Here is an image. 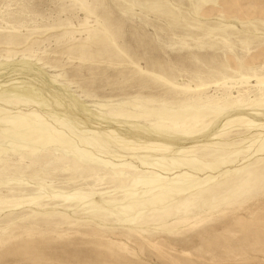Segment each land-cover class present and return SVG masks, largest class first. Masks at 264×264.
<instances>
[{
    "label": "rangeland",
    "instance_id": "1",
    "mask_svg": "<svg viewBox=\"0 0 264 264\" xmlns=\"http://www.w3.org/2000/svg\"><path fill=\"white\" fill-rule=\"evenodd\" d=\"M261 80L264 0H0V264H264Z\"/></svg>",
    "mask_w": 264,
    "mask_h": 264
},
{
    "label": "bare ground",
    "instance_id": "2",
    "mask_svg": "<svg viewBox=\"0 0 264 264\" xmlns=\"http://www.w3.org/2000/svg\"><path fill=\"white\" fill-rule=\"evenodd\" d=\"M260 84H261V85H264V80H261ZM223 85L225 86L226 84H223ZM231 99H232V98H231ZM242 99H243V98H242ZM245 102H246V100L243 99V100L238 101V102H235V103H238L239 105L242 106V105H244ZM188 122H189V121H188ZM188 122H186V123L184 124V126H188ZM193 122H196V125H197V124H199L200 121L195 120V121H193ZM189 124H190V123H189ZM189 126H190V125H189ZM194 127H196V126H194Z\"/></svg>",
    "mask_w": 264,
    "mask_h": 264
}]
</instances>
